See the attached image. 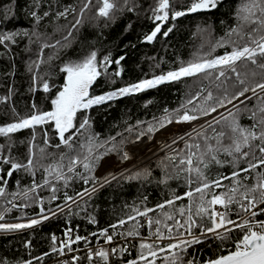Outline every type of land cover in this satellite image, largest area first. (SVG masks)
<instances>
[{"label": "snow or ice", "instance_id": "obj_1", "mask_svg": "<svg viewBox=\"0 0 264 264\" xmlns=\"http://www.w3.org/2000/svg\"><path fill=\"white\" fill-rule=\"evenodd\" d=\"M96 2L97 18L106 20L114 19L115 14L125 8L130 12L136 8L133 0ZM92 3L93 0H86L79 10L80 17ZM220 3L222 0H190L185 5L184 0H156L150 16L155 26L145 35L144 41L151 43L158 35L167 37L175 25L162 31L166 24L189 14L211 11ZM69 14L76 15L77 9L69 6L58 11L56 16L67 18ZM30 15L39 23L49 13L41 16L32 11ZM233 19V25L228 26L223 37L214 42L205 38L209 45L207 52L187 62L180 61L178 67L166 73L101 95H91L90 89L101 76H120L122 69L110 73L108 68L112 63L119 65L123 56L115 61L110 56L98 59L97 51H91L79 60L65 63L60 69L65 80L50 100L51 110H42L33 103L29 115L0 126V137L5 141L0 143V198L11 196L8 203H12L22 197L25 202L13 206L23 209L33 204L39 206L37 218L0 223V232L31 229L66 209L70 212L72 204L79 205L80 201L87 204L99 188L117 179L111 173L103 178L94 175L100 160L108 153L118 152L122 160L130 157L122 148L123 139L119 144L115 136L100 140L99 134L93 131L89 115L93 106L162 84L204 77L214 84L216 94L201 86L197 93L189 94L187 102L179 108L164 109V115L153 117L154 122H138L147 123V128L137 134V141L173 123L190 126L170 143H165L170 154L160 165L164 175L159 183L180 181L185 190L182 193L172 190L167 199L154 207L134 208V214L118 219L99 233L82 236L72 227H66V239L55 234L51 236V252L65 255L67 250L73 253L71 264H81L83 259H87L88 264H157L158 261L160 264H264V0H240ZM80 22L77 19L73 28ZM199 30L201 34L208 32V28ZM21 35L28 36L29 32L0 33V44H15L16 37ZM204 46L202 43L201 51ZM219 48L225 51L216 55ZM43 62L41 59L40 63ZM36 67L38 69L39 65ZM40 80L43 78L34 77L33 91ZM53 87L54 84L43 80L45 93L51 92ZM242 119L248 123H242ZM23 130H30L31 135L27 140L26 158L21 161L13 154V149L15 134ZM37 137L42 146L37 145ZM54 139L58 142L54 143ZM109 144L111 147H107ZM50 148L56 151H49ZM46 160L50 162L45 164ZM213 168L227 171L211 174ZM37 171L42 172V182L36 180ZM20 172L30 176L31 183L22 186L18 179L15 181L18 190L9 191L13 174ZM150 174V170L145 169L126 179H147ZM76 180L84 185L91 184V188L69 194L67 189ZM62 188L65 189L63 204L57 203L56 209L45 208L40 191L47 189L51 193L48 197L51 203L61 199ZM152 213L156 215H150ZM4 219V213L0 212V221ZM89 221L97 222L91 216ZM125 225L129 226L125 228ZM144 228L147 234L141 231ZM97 236L103 244L92 243L90 237ZM208 241L220 249V254L214 258L200 261L194 252L188 251ZM77 244L85 247H73ZM27 246H31L30 241ZM133 249L135 256H132ZM78 251H84L85 255H75ZM113 257L118 260L114 262ZM0 264H7V261H0ZM25 264H32V261ZM62 264H69V261Z\"/></svg>", "mask_w": 264, "mask_h": 264}, {"label": "trees", "instance_id": "obj_2", "mask_svg": "<svg viewBox=\"0 0 264 264\" xmlns=\"http://www.w3.org/2000/svg\"><path fill=\"white\" fill-rule=\"evenodd\" d=\"M85 2L86 0H0V33L29 32L28 36L16 37L15 44L11 42H6L7 46L0 44V126L29 115L33 103L42 110H51L50 100L65 80V74L60 71L61 67L69 61H76L87 56L91 51H97L98 59L110 56L115 61L121 56L125 57L119 65L112 63L108 68L110 73L122 69L121 75L101 76L91 89V95H101L166 73L178 67L180 61L187 62L196 58L198 54L208 51L209 45L205 38L214 42L225 35L229 25H233V14L240 0H222L216 9L193 13L179 20L171 21L170 24L164 26L162 31L174 24L173 31L167 37L158 35L155 41L148 44L143 41L145 35L149 34L155 26L150 16L151 8L155 5L156 0H133L136 5L135 11L130 12L125 8L123 12H117L115 18L110 20L97 18L96 0H93L92 5L85 10L83 17H80L79 10ZM118 3H122V0H118ZM184 3L187 5L190 0H184ZM69 6L77 9L76 15L69 14L67 18L56 16L58 11H63ZM32 11H36L41 16L44 12H48L49 15L44 16L37 23L30 15ZM77 19H80L81 22L73 28ZM200 28H208V32L201 34ZM66 37L67 39H65ZM202 43L205 46L201 51ZM45 44L49 47H44ZM224 51V48H219L215 54L220 55ZM41 59L44 61L43 63H40ZM37 64L39 65L38 69ZM29 67L32 68V71H29ZM34 77H42L43 80H48L49 84H54L55 87L51 92L45 93L42 89L43 80H40L39 84L35 86L36 90L33 91ZM201 86L209 88L214 94L217 92L214 84L208 79L193 77L180 82L162 84L154 89L93 106L89 110L93 131L99 134L100 140H107L109 137L115 136L116 143L119 144L123 139L122 148L124 150L127 145L136 141L139 132L146 131L147 123L138 124L139 121L154 122L153 117L164 115V109L171 111L179 108L187 102L189 94L197 93ZM242 123H248V121L242 119ZM129 127H132L133 131H127ZM189 127V125L173 123L157 132L152 139L149 138L153 134L147 136L148 138H142L132 146L138 150L155 146L161 140L173 139ZM117 133L123 135L119 136ZM30 135V130H23L15 134L16 145L13 154L21 161L26 158L27 140ZM4 142V138L0 137V143ZM53 142L58 141L54 139ZM36 143L42 146L39 137H37ZM107 147H111V145L109 144ZM48 150L56 151L51 148ZM60 151H64V149H60ZM111 156L116 157L120 162L126 161L121 159L118 152H110L103 156L105 159L102 158L103 160L97 165L95 169L97 173L101 174L105 162L117 160ZM164 158L165 156H160L142 168L101 188L93 194L87 204L82 201L79 205L71 208L70 212L65 211L46 223L18 232H0V261H7V264H25L29 260L38 264L42 261L49 262L56 254L51 252V236L53 234L61 235L66 227H72L82 236L93 232L98 233L118 219L134 214V208L142 210L144 207H154L157 203L167 199L172 190L182 193L185 188L180 181H169L167 184L159 183L164 175L160 166ZM49 162L44 161L45 164ZM164 162L168 163L166 160ZM145 169L150 170L151 173L147 179L143 177L126 179V177L132 176L138 171L143 172ZM221 171L227 170L213 168L211 174ZM109 173H105L102 178L108 176ZM18 179L22 186H27L32 181V178L23 172L14 173L9 181V191L18 190L15 186V181ZM36 180L42 182L41 171H37ZM85 187L91 188V184L84 185L81 181L76 180L67 191L74 195L75 192L82 191ZM64 190L62 188L59 193L61 199L51 203L48 200L51 193L47 189L40 191V196L45 200V208L56 209L57 203L63 204L62 192ZM9 200H12L11 196L6 199L0 198V212L4 213L5 221L29 219L39 213V206L36 204L27 209L14 207L13 205L25 202L22 197L13 200L12 203H8ZM82 208L86 211H82ZM90 216L95 217L97 221L95 224L89 221ZM29 241L31 242L30 247L27 246ZM188 251L203 258L206 255L215 257L220 254V249L211 241L195 245ZM45 253H49V255H45ZM135 255L134 249L132 256ZM37 257H43V259L38 260ZM81 264H86V262L82 261ZM157 264L160 262L158 261Z\"/></svg>", "mask_w": 264, "mask_h": 264}, {"label": "rangeland", "instance_id": "obj_3", "mask_svg": "<svg viewBox=\"0 0 264 264\" xmlns=\"http://www.w3.org/2000/svg\"><path fill=\"white\" fill-rule=\"evenodd\" d=\"M155 134H153V136L151 138H149V139H152ZM144 137L148 138L147 136H144ZM171 140H169V141L161 140L155 146H148V147L143 148L142 150H138L135 146H132V145L129 146V145H127L128 147L126 146L127 148L125 147L124 151H126L128 153L130 159H127L126 161H123V162L121 161L120 162L115 157L118 161L115 160V161H110V162L107 161V162H105L103 164L102 169H101V172H100L101 174H99V173H97V171H95L94 172V175L96 177L102 178V176L105 173L110 172L111 174H113V175H115L117 177V179L112 180L111 183H113L116 180L120 179L121 177H124L127 174H129V173H131V172H133L135 170H138V169L142 168L143 166L147 165L152 160H155V159L159 158L160 156H166L167 154H170V153H167V152L170 151V149H168L167 147H165V143L166 142L167 143H170ZM134 142L136 143L137 140L134 141ZM173 147H176V146L173 145ZM130 148H132L133 150H130ZM111 157H113V156H111ZM106 158H108V157H106ZM103 159H105V158H103ZM103 159H101V160H103ZM121 174H123V175H121ZM110 184H106V186L107 185H110ZM0 222H2V223H13V222H10V221H7V220L6 221L5 220L4 221H0ZM17 222H20V221H17Z\"/></svg>", "mask_w": 264, "mask_h": 264}, {"label": "built area", "instance_id": "obj_4", "mask_svg": "<svg viewBox=\"0 0 264 264\" xmlns=\"http://www.w3.org/2000/svg\"><path fill=\"white\" fill-rule=\"evenodd\" d=\"M106 186V185H105ZM104 186V187H105ZM101 188H99V190H100ZM80 202H82V201H80ZM69 203H71V202H69ZM75 205H77V204H72L71 205V208H73ZM65 211H68V209H66ZM64 211V212H65ZM64 212H60V213H58V215H60V214H62V213H64ZM57 215V216H58ZM56 216V217H57ZM33 218H37V216H35V217H33ZM55 218V217H54ZM29 219H32V218H29ZM29 219H22V220H14V221H10V222H13V223H16L17 221H20V222H26L27 220H29ZM51 219H53V218H51ZM51 219H49V220H46V221H43L41 224H43V223H46V222H48V221H50ZM142 219V218H141ZM0 223H2V222H0ZM40 224V225H41ZM37 226H39V225H37ZM129 225H125V228H127ZM65 231V230H64ZM111 231V230H110ZM141 231L142 232H144L145 234H147V229L146 228H144V229H141ZM99 233V232H98ZM57 237H59L60 239H66V237L64 236V232L61 234V235H59V236H57ZM90 239L92 240V243L93 244H97V243H99V244H103V240L101 239V238H99V236H97V237H90ZM122 242V241H121ZM57 246H59V245H57ZM73 247H75V248H77V249H83L85 246L83 245V244H77V245H73ZM225 247V249H227V247H228V245H225L224 246ZM134 250V249H133ZM132 250V251H133ZM66 251V254L65 255H58L57 253L54 255V257L52 258V260H50L49 262H45V261H42L41 263H39V264H62V262L63 261H69V262H71V257H72V255H74L73 253H67V250H65ZM195 255H196V253H194ZM75 255H80V256H84L85 255V253H84V251H78L77 253H75ZM197 257H198V259L200 260V261H203V260H206V259H209V258H214L213 256H211V255H206L204 258L203 257H201L200 255H196ZM113 259V261L115 262V261H117L118 260V258L117 257H113L112 258ZM82 261H84V262H86V264H88V261H87V259H83ZM81 261V262H82ZM32 264H38V263H35V262H33L32 261Z\"/></svg>", "mask_w": 264, "mask_h": 264}, {"label": "water", "instance_id": "obj_5", "mask_svg": "<svg viewBox=\"0 0 264 264\" xmlns=\"http://www.w3.org/2000/svg\"><path fill=\"white\" fill-rule=\"evenodd\" d=\"M189 15H191V14H189ZM186 16H188V15H186ZM184 17H185V16H184ZM181 18H183V17H180V18H178L177 20H179V19H181ZM154 41H155V40H154ZM143 42L146 43V44L149 43V42H145V41H143ZM124 58H125V57H124ZM121 61H122V60H121ZM121 61H120V62H121ZM94 84H95V83H94ZM93 86H94V85H93ZM93 86H92V88H93ZM92 88H91V89H92ZM91 89H90V92H91ZM134 143H135V142H134ZM134 143H132V144H134ZM132 144H130V145H132ZM130 145H129V146H130ZM127 147H128V146H127ZM127 147H126V148H127ZM114 158H115V157H114Z\"/></svg>", "mask_w": 264, "mask_h": 264}, {"label": "bare ground", "instance_id": "obj_6", "mask_svg": "<svg viewBox=\"0 0 264 264\" xmlns=\"http://www.w3.org/2000/svg\"><path fill=\"white\" fill-rule=\"evenodd\" d=\"M229 107H231V106H229ZM130 150H133L132 148H130Z\"/></svg>", "mask_w": 264, "mask_h": 264}]
</instances>
